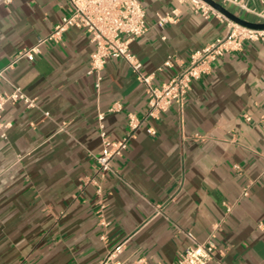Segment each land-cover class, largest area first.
<instances>
[{"label": "crops", "instance_id": "1", "mask_svg": "<svg viewBox=\"0 0 264 264\" xmlns=\"http://www.w3.org/2000/svg\"><path fill=\"white\" fill-rule=\"evenodd\" d=\"M142 3L149 29L130 47L142 71L155 72L156 85L227 32L226 19L189 2ZM251 4L264 8V0ZM174 8L172 20L160 24L158 13ZM70 10L69 0H0V68L8 79L0 90L17 85L35 100L9 101L2 113L0 264H100L118 244L122 262L172 264L192 244L187 232L225 250L208 264H264V41L248 40L218 58L182 103L152 117L146 85L126 60L109 59L97 86L89 73L95 44L81 28L8 67ZM169 58L173 65L157 70ZM114 104L121 108L111 111ZM100 112L114 140L126 135L129 113L142 119L103 180L107 226L99 221L96 186L84 182L103 150Z\"/></svg>", "mask_w": 264, "mask_h": 264}, {"label": "built area", "instance_id": "2", "mask_svg": "<svg viewBox=\"0 0 264 264\" xmlns=\"http://www.w3.org/2000/svg\"><path fill=\"white\" fill-rule=\"evenodd\" d=\"M71 10L61 21L56 23L53 30L44 36H39L37 41L29 47L18 51L15 58L8 67L16 62L27 59L34 60L43 52V46L50 41L59 42L64 33L71 27H78L90 34V40L95 44V49L91 54L89 73L94 74L97 86L100 87L103 80V69L107 61L111 58H122L126 60L136 73L139 80L146 85L149 111L152 117H157L161 112L169 109L173 103H182L188 95L194 79L207 73L212 63L226 53L239 50L248 40L264 41V28H252L240 24L226 17L219 10L211 6L205 0H178L179 2H189L196 11L204 15L213 13L227 21V32L216 38L214 41L196 49L190 56L187 66L180 69L171 78L156 85L153 83L155 72L145 74L142 71L143 64L137 55L131 50V42L146 34L149 29L147 22L146 8L142 0H69ZM222 4L232 5L238 9L254 14L256 22H264V8L257 9L252 6V0H218ZM177 8L170 12L158 13L157 20L160 24L169 22L173 14H177ZM172 60L167 59L157 70L164 67H171ZM8 81L6 68H0V82ZM24 101L28 105L35 103L34 98L28 96L25 91L15 85L11 92L0 90V135H6L7 124L2 120V113L7 102ZM120 104H114L110 110H119ZM105 114L99 113L100 135L103 141V150L96 156V167L93 174L86 176L84 182L93 183L99 195V221L107 226L104 209L106 207V197L103 194V180L108 173L114 170V160L120 157L129 148L130 140L135 131L141 126L142 119L135 113L128 114V131L124 137L118 140L112 139L103 123ZM247 118H250L247 116ZM148 132L155 134L156 130L148 128ZM249 185L242 190V196H249ZM227 205V210H231V205ZM192 240V244L186 246L181 252L179 259L172 264H208L217 258L219 253L225 250L219 248L211 237L203 242L197 241L192 233L187 232ZM123 244L115 246L100 264H146L144 260L122 262L118 255L122 251Z\"/></svg>", "mask_w": 264, "mask_h": 264}, {"label": "water", "instance_id": "3", "mask_svg": "<svg viewBox=\"0 0 264 264\" xmlns=\"http://www.w3.org/2000/svg\"><path fill=\"white\" fill-rule=\"evenodd\" d=\"M205 1L208 2L214 8H216L217 10H219L221 13H223L228 18L240 24H243L245 26L252 27V28H260V29L264 28V22H256V21H252L244 17H241L240 15L232 12L229 8H227L224 4H222L218 0H205Z\"/></svg>", "mask_w": 264, "mask_h": 264}]
</instances>
